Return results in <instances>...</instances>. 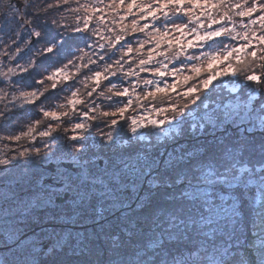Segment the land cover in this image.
I'll list each match as a JSON object with an SVG mask.
<instances>
[{
    "label": "snow or ice",
    "instance_id": "obj_1",
    "mask_svg": "<svg viewBox=\"0 0 264 264\" xmlns=\"http://www.w3.org/2000/svg\"><path fill=\"white\" fill-rule=\"evenodd\" d=\"M68 2L55 0L42 9L26 13L28 17H36L35 27H32L33 19L20 15L19 9H11V5L9 9L13 15L9 17L7 12L4 13L0 32L15 20L21 27H27V34L35 37L37 43H44L35 54L40 57L42 71L37 70L36 59L29 58L26 65L17 63L15 68L0 72V77L4 78L0 82L8 83L17 69L19 73L31 75L36 72L39 76V79L33 77L32 80L36 87L30 91L20 90L18 96L12 95L9 101L12 108L19 110L24 105L33 106L42 118L57 122V127L64 117H69L71 122L69 112L55 110L64 105L53 104L51 108H45L43 104L58 87L60 91L71 89V98L66 104L73 114L77 112V105L85 104L84 99L78 98L80 89L73 87L78 81L65 70L74 61L84 60L86 55L84 49H73L72 44L91 47L89 41L93 36H100L102 31L90 27L92 21L95 18L97 25H105L104 9H110L119 18L111 23L120 24L119 34H115L117 30L113 27L110 31L114 38H107L112 51L105 52V55L112 63L105 62L102 71H92L90 65L99 66L98 61H105V55L93 53L98 56L97 60L89 57L87 63L75 65L78 74L81 69L91 72L80 81L86 85L91 80L94 84L86 92L88 102L96 103L93 94L97 93L103 79L108 82L107 91L112 95L105 96L104 91H99L96 98L110 101L109 107L115 109L103 112V116L124 119L134 102L130 96H134L140 108L148 103L151 112L174 113L172 120L186 124L185 134L171 142L149 141L143 147H130L116 154L115 158L108 156L102 159V163H96L101 158L95 154L88 157L91 145L88 137L81 135L91 127L85 122L86 118L95 119L89 117V111L80 114L82 122L74 123L71 129L74 134L65 138L81 144L80 148L70 146L64 149L60 138L52 135L56 129L49 123L38 133L47 151L41 156L42 149L35 148L36 156L25 161L21 180L0 193V235L5 247L14 245L9 247L14 257L11 264H39L36 243L26 231L40 228L42 233L46 232V225L70 220L87 209L100 219H104L107 213L113 220L106 230L110 243L106 248L97 245L96 258L84 264H264V103H251L256 89L248 85L251 92L246 100L235 105L232 102L217 103L211 108V115L206 112V116L196 123H187L185 119L186 110L191 111L189 103L196 105L199 101L206 110L209 108L205 100L211 99L210 86H214V81L220 77L231 75L241 82H255L264 88V71H260L264 69V0H128L126 9L125 0H109L108 3L91 0L84 4L76 0L78 6L66 11L79 13L83 9V17L76 16L77 21L82 19V26L77 24L69 32L67 25L54 28L56 20L39 19L48 15V9L61 8ZM121 9H124L123 15ZM130 16L131 33H145L146 36L137 42L135 51L142 52L145 45H151L147 49V58L140 59L135 67L125 60V56L133 52V47L126 40L129 26L121 23ZM234 17L241 18L239 23ZM98 47L104 50L105 44ZM190 50L199 52V55L189 54ZM74 51L82 55L76 57ZM117 51L121 55L113 60ZM20 52L17 47L12 59ZM157 57L175 60L181 65L187 61L200 62L191 63L192 75L183 77L185 85L194 79L197 82L177 93L182 98H189V103L180 106L174 101L167 103L165 99L166 106L153 105L158 99L157 93L167 94L174 90L179 83L177 74L185 71L183 67L173 66L169 73L168 64ZM63 60L67 63L55 66L57 61ZM121 61L129 63L126 72ZM153 61L159 67H150ZM234 61L239 65L238 69L233 68ZM202 68L206 69L203 78ZM141 72L161 77L164 86L161 87L159 81L154 84L153 80L145 79L144 85L154 84V87L140 94L136 92L139 80L134 82L135 86L129 80L127 87L113 92L117 88L114 78L123 85L125 79L139 77ZM169 74L173 77L171 84L163 79ZM21 79L16 76V85ZM45 81L50 82L51 91ZM113 96L118 99L113 100ZM15 101L21 103L17 105ZM90 111L95 112L96 108ZM168 118L153 119L151 113L147 116L148 123L157 129ZM14 119L15 114L7 105L6 110H0V121L4 124H10ZM144 119L143 115L139 118L132 116L130 124L125 120L119 128L121 132L130 128L136 133L138 128L147 127L143 124ZM40 123V120H33L26 131L8 135L6 139L20 141L27 137L35 140L33 133ZM118 123L113 118L108 126H117ZM4 124H0V128ZM233 131L238 134L234 136ZM101 135L114 143L111 133ZM49 140L55 144H49ZM101 147H104L103 141ZM31 152V149H25L10 158L0 159V165L5 166V175L13 161L28 157ZM53 161L54 167L44 166ZM249 217L254 227L258 221L259 228V236L251 244L246 236ZM60 246L58 242L54 247ZM105 255L106 259L103 258ZM0 264L4 262L0 260Z\"/></svg>",
    "mask_w": 264,
    "mask_h": 264
},
{
    "label": "trees",
    "instance_id": "obj_2",
    "mask_svg": "<svg viewBox=\"0 0 264 264\" xmlns=\"http://www.w3.org/2000/svg\"><path fill=\"white\" fill-rule=\"evenodd\" d=\"M20 2L22 3L21 9L17 6L16 0H0V26H3L4 24L5 12L8 13L9 17L13 15V11L9 9V5H11V9H19L20 15H24L26 18L33 19L34 23L32 27H35L36 17H28L26 13H31L38 9H42L48 3H55V0H20ZM86 2L90 3L91 0H79V4H84ZM108 2L109 0H104V3ZM127 3L128 0H125V9ZM77 6L78 5L76 3V0H69L68 4L64 5L61 8L48 9V15H42L39 19L41 21L48 22L56 20L57 25L53 26L54 28L61 25H67L68 31L70 32L71 28L77 26V24H80V26H82V19L81 21H77L76 16L79 15L83 17V9H81L79 13L66 11V9L76 8ZM98 6L103 8V5ZM104 12L106 15V24L103 26L97 25L96 19L94 18L90 26L101 28V35L92 37V39L89 41L91 47H86L84 44H72L73 49H84V53H86V55L84 57V60L74 61V64L68 65V68L65 70L70 77L78 81V83L74 84L73 87L80 89L78 98L84 99L85 104L77 105V112L76 114H73L70 106L66 104V100L71 98V89L69 88L64 91H60L59 87L56 93L51 95L50 98L43 104V107L45 108H51L53 104L64 105V107L55 108V110L58 113L65 111L69 112L71 122L69 120V117H64L63 122L60 123L57 127V122L42 118V116L37 113L36 108L33 106L24 105L23 109L19 110L12 108V104L9 103V101H11L13 94L18 96L20 90L30 91L32 87H36L32 83L33 77L39 79V76L36 72H32L31 75H28L19 73V70L17 69L16 73L12 75L11 83L0 82V90H2L0 91V110H6L7 105V108L11 109L15 114V119L12 120L10 124H4L3 121H0V124H4V127L0 128V141L2 142V147H4V145L9 147V144L15 147L17 146V149L9 147L8 152H2L0 154V157H11L25 149L34 150L37 147L42 149V153L40 154L42 156L43 153L47 151V149L43 148V143L41 142V138L39 137L38 133L40 131H43L49 123H51L53 128L56 129L52 133V135L58 136L60 138L59 142L64 149H68L70 146L80 148L81 144L65 138L71 137L74 134L71 130L72 125L76 122H82L79 117L83 111H89V117H95V119L86 118L85 122L90 124L91 127L86 131H83L81 135L88 137V143L91 145V148L87 153L88 157L90 158L93 154H95L96 157L101 158L98 159L96 163H101L102 159L107 158L108 156H112L113 158H115L116 154L125 149H129L130 147H143L147 145L149 141H151L152 143H162L164 141L171 142L172 139L181 137L185 134L184 129L186 128V124H178L176 121L172 120L171 116L174 115V113H172L171 111L167 113L151 112V107L148 103H145L144 107L140 108L138 103H136L134 96H130V98H132L134 102L132 108H130L125 113L124 119H120L119 116H103V112H112L115 110L114 108L109 107L111 103L110 101L104 98H96L99 91H104L105 96L112 95V93H109L107 91V88L109 87L108 82L103 79L101 81L100 88L97 89V93L93 94V99H96V103L90 104L88 102L89 98L86 96V92L91 90V88L94 87V84L91 80L87 81L86 85L85 83H82L80 81H83L84 75L90 76L91 72H89L87 69H81V72L78 74L75 65L87 63L89 57H91L92 60H97L98 56L94 55L93 53H97L98 55H105V52L112 51L108 46L107 38H114V34L110 31V29H112L113 27H115L117 30L115 34H119L120 24L113 25L111 23L113 19L118 20L119 18L114 16L111 13L110 9H104ZM120 14H124V9H121ZM131 19L132 17L130 16L121 23L129 26V31L126 34V40L127 42L131 43L133 47V52L128 56H125V60L129 61V63L133 67H135L140 59L147 58V49L151 47V45H145V48L142 52L135 51L137 42L139 40L145 39L146 36L145 33H131ZM234 19L237 21V23H239V20L241 18L234 17ZM143 23L144 22L142 21L141 24ZM245 23H247V18H245ZM238 30L242 31V29L240 28H238ZM27 31V27H21L16 23L15 20H12L8 27L3 32H0V72H6L9 67L15 68L17 63H19L20 65H26L29 58L36 59V68L38 71L43 70L40 63V57L35 54L37 53L38 49H42L44 47V43L42 41L37 43L35 37L33 41V36H29L27 34ZM148 31H150V29ZM90 34L91 32L88 33V35ZM13 41H15V43H13ZM225 43H230V41H225ZM99 44H105V49L101 50L98 47ZM17 47L21 49V52L18 56H16L15 59H12ZM117 48H119V46H117ZM5 53H7V56H5ZM189 54L199 55V52H192L190 50ZM73 55L76 57H80L82 53L79 51H74ZM120 55L121 52L117 51V54L113 57V60L118 59ZM156 59L164 60L163 57H157ZM241 59H243V57H241ZM105 62L112 63V61L108 60L107 56L105 55V61H98L99 66L90 65V68H92V71H102ZM44 63L47 64L50 63V61H45ZM65 63H67V60L57 61L55 66H60L61 64ZM121 63L124 65L123 70L126 72L129 67V63H125L124 61H121ZM164 63L168 64L169 73L171 72L173 66H175L176 68L183 67L185 68V71L179 72L177 74L176 78L179 80V83L174 90H169L167 94L157 93L158 99L156 101H153V105L160 107L166 106V104L163 103L165 99H167V103H171L174 101L180 106L189 103V98H182L180 95H177V93H182L187 86H190L191 84H195L197 82L194 79L189 82V85H185L183 82V77L184 75H192L190 71L191 63L200 62L187 61L184 65H181L175 60H164ZM150 67H159V64L156 63V61H153ZM233 68H239V65L235 61L233 62ZM136 70L139 71L138 68ZM205 71V68L201 69V78H203ZM260 71H264V69H261ZM46 74L47 73H45V75ZM16 76H20L22 78L19 85H16L15 83ZM145 79L153 80L154 84L155 82L159 81L161 83V87L164 86L161 77L156 76L151 72H141L139 77H129L125 79L123 85H121L119 79L114 78L113 83L117 84V88L114 89L113 92L120 91L122 87H127L129 80L133 82V86H135L134 82L136 80H139L140 83L139 87H136V92L143 94L149 88L154 87V84L150 86L144 85ZM163 79L167 80V82L171 84L173 77L169 74ZM3 80L4 78L0 77V81ZM29 85H31V87H29ZM248 85H251L256 89L254 98L251 103L253 105L264 103V88H262L259 84L249 81L241 82L240 79H238L237 77H232L231 75L220 77L217 81H214V86H210L211 99L205 100V103L209 105V108L207 110L202 105H200L199 101H197L196 105H191L189 103V108L191 109V111L186 110L185 113V119L187 123H196L197 121H200L201 118H204L206 116V112L208 115H211V108L216 107L217 103L232 102V104L235 105L242 100H246L248 94L251 92V88H249ZM45 86L48 87L51 91L50 82L45 81ZM233 88H235L236 90L232 91ZM45 95H49V93H46ZM116 99L118 98L113 96V100ZM41 100H43V97H41ZM14 103L19 105L21 102L15 101ZM37 104H40V101H37ZM93 107L96 108L95 112L90 111V109ZM149 113H151L153 119H163L165 116L169 118L165 120L164 124H162L159 129H157L148 123L147 116L149 115ZM141 115L145 117L143 124L147 125V127L142 126L138 128L136 133H132L130 131V128L127 129L126 132H121L119 125L125 124V120H127V122L130 124L132 116H137L139 118V116ZM113 118H116L119 123L117 126L110 127L108 125H110L111 119ZM33 120L41 121L40 125L36 127V132L33 133V135L36 136L35 140L27 137H23L20 141L6 139L8 135H14L19 133L20 131H26L27 125ZM101 133H111L113 135L114 143L107 141L106 136L101 135ZM237 134L238 133L233 131L234 136ZM129 137H131V141L129 140ZM257 139H259V135H257ZM101 141L104 142L103 148L101 147ZM48 142L49 144H55V142L52 140H49ZM3 153L5 154V156L3 155ZM33 156H36L35 152L30 153L28 157H22L19 158L18 161H13V165L9 166L7 170V173L11 171L12 174L5 175V168H0V177H3V179H0V193H2L6 187L12 186L13 182L21 180V178L24 176L22 168L25 165V161H30L31 157ZM52 163H54V161ZM112 220L113 217L108 215L107 213L104 214V219H100V217L96 213H94L90 209H87L83 211L80 216H73L70 220L58 222L55 225H46V232L42 233L40 228L36 231H33L36 229L33 228L32 230L26 231V235L32 237V239L36 243V247L38 249L37 260L39 264H84L85 261H90L96 258L97 245H99L101 248H106L110 243V241L107 239L106 230L108 228L109 222ZM246 223L247 242L251 244L255 242L259 236L258 221L256 222L255 227L253 226V220L251 217L247 219ZM45 241H48V243L46 244ZM53 241L59 242L61 246L59 248H53V251L49 252L50 245L52 246ZM45 245H47V247ZM0 246L4 247L3 250H0L2 252V261L4 262V264H11V261L14 257L13 254L9 251V247H14V245L5 247L4 238L2 235H0ZM103 258L106 259L107 256L105 255V257Z\"/></svg>",
    "mask_w": 264,
    "mask_h": 264
},
{
    "label": "rangeland",
    "instance_id": "obj_3",
    "mask_svg": "<svg viewBox=\"0 0 264 264\" xmlns=\"http://www.w3.org/2000/svg\"><path fill=\"white\" fill-rule=\"evenodd\" d=\"M1 138V137H0ZM9 147H13V148H16L15 146H12L11 144H9ZM9 147L8 146H6V145H4V147H2V142L0 141V154L2 153V152H8V150H9ZM17 149V148H16ZM24 151V150H23ZM32 152H34V150L32 149ZM31 152V153H32ZM3 155L5 156V154L3 153ZM12 157V156H11ZM7 158H10V157H7ZM0 159H6L5 157H0ZM13 173H16V172H13ZM19 173H21V172H19ZM7 174H12V172L11 171H9V173H7ZM53 236V235H52ZM56 240V239H55ZM46 242V244L48 243V241H45ZM57 241H53L52 242V246L50 245V248L49 249H53V248H55L54 246H56L57 245ZM60 244V243H59ZM46 247H47V245H45ZM0 260H2V252L0 251Z\"/></svg>",
    "mask_w": 264,
    "mask_h": 264
},
{
    "label": "water",
    "instance_id": "obj_4",
    "mask_svg": "<svg viewBox=\"0 0 264 264\" xmlns=\"http://www.w3.org/2000/svg\"><path fill=\"white\" fill-rule=\"evenodd\" d=\"M16 4H17V6L21 9L22 8V3L20 2V0H16ZM33 41H34V37H33ZM102 163V162H101ZM13 165V164H12ZM12 165H9V166H12ZM8 166V167H9ZM45 167H49V166H52V167H54L55 166V163H51L50 165L49 164H45L44 165ZM0 168L1 169H4L5 168V166L4 165H0ZM39 228H36L35 230H33V231H36V230H38ZM4 249V247H1L0 246V250H3Z\"/></svg>",
    "mask_w": 264,
    "mask_h": 264
}]
</instances>
